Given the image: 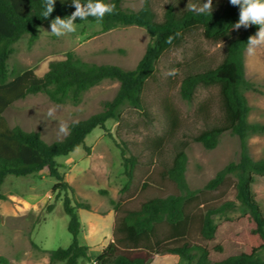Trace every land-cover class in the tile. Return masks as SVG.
Here are the masks:
<instances>
[{"label":"rangeland","instance_id":"obj_1","mask_svg":"<svg viewBox=\"0 0 264 264\" xmlns=\"http://www.w3.org/2000/svg\"><path fill=\"white\" fill-rule=\"evenodd\" d=\"M144 1L122 0L121 6L138 10ZM220 1L212 0V3ZM148 2L160 20L168 4L191 8L193 5L202 6L206 0ZM50 23L38 26L34 42L30 43L28 35L24 34L13 43L6 60L9 79L27 69H33L36 75L42 76L51 61L62 59L67 52L74 53L85 62L133 69L150 43L145 29L136 25L101 31L98 22H83L75 24L76 31L56 36L50 32ZM223 52L224 41L209 40L200 31L191 33L156 62L155 71L142 93L144 111L123 104L119 122L107 120L103 127L94 128L85 137L83 146L56 158L62 164L59 171L73 188V195L69 193L72 203L86 202L90 205L89 210L77 209L79 240L88 246V257L80 259L79 264H95L100 251L115 239L118 218L127 210L137 209L148 198L178 192L175 184L164 176V167L172 158L170 143L159 148L153 146V142L167 130L169 117L177 119L175 137L188 140L185 176L191 189L201 190L224 165L238 160L239 140L234 135L222 134L212 149H205L190 139L204 127L198 112L199 104L205 103L211 116L219 115L217 89H199L189 102L181 98L179 91L180 81L187 70L215 66L222 60ZM243 64L244 76L255 88L244 92L250 106L247 120L264 124V46L259 47L254 56L248 55L246 46ZM172 69L176 74L168 75ZM118 87V81L105 79L85 90L78 101L66 100L63 103L51 101L43 92L29 94L15 100L3 116L9 126L18 125L27 131H37L45 141L52 142L65 136L58 133V121L69 125L101 111L102 102L112 99ZM51 107L56 112L50 119L47 112ZM120 139L126 142L138 160L128 184L117 145ZM247 144L253 160L264 158V132L249 135ZM234 181L230 176L219 189L203 190L190 208L189 238L206 244L213 260L238 253L243 248L240 233L245 208L235 200ZM55 182L46 168L28 176L6 175L0 188V193L5 196V199H0V255L9 264H49V251L69 245V218L62 202L64 192L52 191ZM251 190L264 215V175L254 177ZM110 200L114 203L111 204ZM225 200L235 201V207L224 215L213 216L218 226L216 236L209 242L203 241L198 232L202 207ZM160 230L166 233L167 227L162 226ZM147 247L151 249L152 244L148 243ZM151 263L188 264L172 253L154 255Z\"/></svg>","mask_w":264,"mask_h":264},{"label":"trees","instance_id":"obj_2","mask_svg":"<svg viewBox=\"0 0 264 264\" xmlns=\"http://www.w3.org/2000/svg\"><path fill=\"white\" fill-rule=\"evenodd\" d=\"M85 2L81 0V3ZM104 2L115 5V10L102 19L89 16L85 20L77 19L75 24L98 22L101 31L128 25L143 27L150 43L133 69L85 62L74 53L67 52L62 59L51 61L42 76L36 75L33 69H27L9 79L6 60L13 43L24 34L28 35L30 43L34 42L38 26L57 16L66 18L75 8L72 0H55L53 12L44 18V0H0V188L6 175L28 176L46 168L49 176L56 180L52 191L64 192L63 210L69 218L67 230L71 236L67 247L49 251V264H79L80 259L87 258L88 246L79 240L77 209L89 210L90 205L86 202L72 203L73 188L59 171L62 164L56 158L83 146L85 137L94 128L103 127L107 120L119 122L123 104L144 111L142 93L155 71L156 62L167 50L179 46L188 35L200 31L209 40L224 41L223 57L215 66L187 70L180 81V96L189 102L199 89L216 88L220 112L213 117L205 103L199 104L198 112L204 127L192 134L190 139L205 149H212L222 134L229 133L239 140V158L218 170L201 190L191 189L185 176L188 140L175 137L177 119L169 117L167 130L153 142V146L159 148L170 143L172 158L164 167V176L175 184L178 192L148 198L137 209L122 214L115 226V239L100 251L95 264H153L154 255L163 253L176 254L188 264H264V215L251 190L254 177L264 175V158L253 160L247 144L249 135L264 132V124L247 120L250 106L244 92L255 88L245 78L243 64L247 40L258 31L259 26L233 28L239 19L240 9L233 6L230 0L213 2L211 12L200 14L190 8L168 4L160 20L148 0L138 10L122 8V0ZM169 36L174 37L171 43L166 42ZM105 79L119 82L114 97L102 102L101 111L71 122L68 133L62 139L47 142L37 131H27L18 125L9 126L3 116L15 100L29 94L43 92L56 103L78 101L85 90ZM117 145L128 184L138 160L124 140L120 139ZM230 176L235 179V200L245 208L240 233L243 248L238 253L213 260L206 244L189 238L190 208L203 190L219 189ZM0 199H5L1 193ZM110 203L114 201L110 200ZM234 207L235 201L231 200L203 206L198 217L200 238L205 242L213 240L218 230L213 216L224 215ZM162 226L167 227L166 233L161 232ZM148 243L152 244L151 249L147 247ZM0 263L9 264V261L0 255Z\"/></svg>","mask_w":264,"mask_h":264},{"label":"clouds","instance_id":"obj_3","mask_svg":"<svg viewBox=\"0 0 264 264\" xmlns=\"http://www.w3.org/2000/svg\"><path fill=\"white\" fill-rule=\"evenodd\" d=\"M233 6H239V19L232 26L235 29H240L241 26L247 28L250 25H258V31L251 35L247 40V53L249 56H254L259 47L264 46V0H230ZM55 0H44L45 10L43 12L44 18L50 16L54 10ZM75 11L66 18L60 16L51 20L50 28L51 33L56 36H63L67 33L76 31L75 21L77 19L85 20L89 16L97 19H102L105 14L112 13L115 10V5H110L104 2V0H86L85 3H81V0H72ZM191 11H195L198 14L212 11V0H206L202 6L193 5L190 8ZM176 35H179L177 33ZM174 37L169 36L166 40L167 43H171ZM176 70L172 69L168 72V75H175ZM56 109L54 107L49 108L47 116L51 119L55 116ZM59 128L58 133L66 135L68 133V124L64 121H58Z\"/></svg>","mask_w":264,"mask_h":264}]
</instances>
